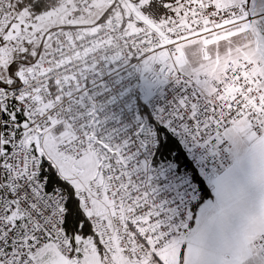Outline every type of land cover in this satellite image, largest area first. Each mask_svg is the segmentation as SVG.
Returning a JSON list of instances; mask_svg holds the SVG:
<instances>
[{"label": "built area", "instance_id": "2783aa9c", "mask_svg": "<svg viewBox=\"0 0 264 264\" xmlns=\"http://www.w3.org/2000/svg\"><path fill=\"white\" fill-rule=\"evenodd\" d=\"M132 2L71 0L70 11L89 16L100 6L108 8L117 3L133 12L136 9ZM141 16L144 25L138 30L115 16L95 26L57 27L52 32L53 48L40 49L34 61L20 65L16 74L20 83L15 87L19 93L8 94L15 96V100H9L7 107L28 117V124L34 125L27 128L31 133L29 139L38 142L41 155L51 163L56 158L61 165H69L97 154L101 178L88 182L76 195L86 217L100 233L101 242L111 240L117 249L112 257L115 264H129L126 250L133 233L126 222L139 219L138 213L145 204L159 201L162 195L156 193L150 180L154 173L147 171L144 163L146 157L151 160L145 143H156L154 117L161 122L179 113L189 124L195 116L203 119L214 107L228 110L243 103L237 126L246 123L248 132L253 125L248 119L252 112L264 117L261 60L230 62L219 77L191 76L173 63L183 46L222 32L226 24L216 25L212 32L197 33L186 16L176 29L183 35L173 39L163 24ZM150 58L153 62L148 78L152 84L161 81L163 85L153 90L145 104L150 118L147 120L141 112L138 74L141 64ZM4 110L0 103V152L8 137ZM7 123L11 125L12 121ZM263 134L261 129L252 135ZM50 142H54L52 156ZM30 148L27 141H18L13 149L15 154L0 167V231L10 222L3 219L7 209L15 204L13 218L27 220L13 225L12 234L18 239L35 228L55 231L66 217L69 199L65 189L52 197L34 195L29 180L20 179L32 171L33 164L40 163L30 158ZM39 170L37 167L36 172ZM149 196L151 199H146Z\"/></svg>", "mask_w": 264, "mask_h": 264}, {"label": "snow or ice", "instance_id": "6c2138e0", "mask_svg": "<svg viewBox=\"0 0 264 264\" xmlns=\"http://www.w3.org/2000/svg\"><path fill=\"white\" fill-rule=\"evenodd\" d=\"M135 3L139 5L140 0ZM115 8L117 3H112L108 12ZM148 11L154 12L157 22L163 14L164 30H170L173 39L183 35L176 29L189 16L188 23L197 33L212 32L216 25L226 24L231 29L247 30L253 39L258 34L264 40V0H164L159 6L153 3L150 9L140 7V12ZM42 15L35 0H0V90L4 93L0 103L4 105V127L8 130L7 143L0 152V167L15 154L18 141L30 143V158L40 163L33 164L32 171L20 179L29 180L34 195L52 197L67 189V214L55 231L35 228L18 239L12 234L13 225L27 220L13 218V204L3 217L10 222L0 231V264H93L96 257L99 264H115L112 257L117 249L111 240L101 242L100 233L80 206L76 189L60 178L59 170L41 155L38 142L29 139L27 128L34 125L28 124L26 115L7 107L9 100H15L8 94H18L19 89L5 76V67L7 72L17 73L15 57L26 55L34 42L42 46L38 39L41 33L52 31ZM138 23L143 27L144 20L140 18ZM11 79L19 83L18 76ZM242 108L243 103L228 110L217 106L203 119L193 117L189 124L179 113L161 122L154 117L156 143H145L151 160L146 157L144 163L146 170L154 173L150 180L156 193L162 195L159 201L145 204L139 219L126 222L133 233L126 250L129 264H264V229H240L234 215L244 179L237 166L240 154L236 149ZM248 119L253 121L249 137L264 129V117L252 112Z\"/></svg>", "mask_w": 264, "mask_h": 264}, {"label": "rangeland", "instance_id": "374dc122", "mask_svg": "<svg viewBox=\"0 0 264 264\" xmlns=\"http://www.w3.org/2000/svg\"><path fill=\"white\" fill-rule=\"evenodd\" d=\"M134 1L135 0H133L132 3L136 11L132 10L134 13H131L137 19H140L142 18L141 15H143L142 12H140V7L143 5L144 0H140L139 5H135ZM70 3L71 0H57L45 11H42L43 15L41 19L46 23L47 28L52 29V31L41 33L38 39L41 41L42 46H38L34 42L31 50L27 51V54L37 55L42 48H53L52 32L57 27L75 23L78 24L80 22H83L81 25L86 27L98 22L99 18L94 14L89 16L84 13L72 14L70 11ZM49 9H51V11H48ZM115 9L118 10V14H120V12L126 14L125 16L121 14V16L117 15L118 19L124 21L127 17L129 19L127 24L138 30L139 26H137V21L124 5H119ZM130 17L132 18L130 19ZM263 42L264 40H261L258 34L256 38L253 39L251 33L247 30L240 31L231 29L186 44L176 56L175 62L176 65L188 75L195 77H219L224 73L228 63L233 61L261 60L264 63V55L256 51L257 49L260 50ZM21 57H23V55ZM163 57L164 55H160V58ZM152 62V58L147 59L139 68V97L143 104L149 102L154 89L163 85L161 81L152 84L148 78ZM6 68L7 67H5V70ZM53 147L54 142H50L49 155L51 156ZM52 160L55 168L59 170L60 178L67 181L76 191L84 187L91 180L101 178L102 170L97 154L87 156L79 161H73L69 165H61L56 158H52ZM97 259L99 261V258L96 257L94 262L96 261L97 263Z\"/></svg>", "mask_w": 264, "mask_h": 264}, {"label": "crops", "instance_id": "0c3cea01", "mask_svg": "<svg viewBox=\"0 0 264 264\" xmlns=\"http://www.w3.org/2000/svg\"><path fill=\"white\" fill-rule=\"evenodd\" d=\"M148 1L149 0H144L143 5ZM217 3H222V0H217ZM104 10L105 8L100 6L94 15H97L100 19ZM130 14L133 15L131 12ZM133 18L137 21V26H139L138 19L134 15ZM126 20L129 21L127 17ZM127 21L126 25H128ZM81 24H83V22L78 23V25ZM128 27L134 29V27L129 25ZM140 28L139 26L138 29ZM230 29L231 25H227L224 27L223 31H228ZM256 51L264 55V42L260 50L257 49ZM238 128L241 131L236 139V149L240 154L237 166L244 179L242 186L238 189L234 215L237 218L240 229L249 228L252 230H260L264 229V134L261 136L252 135V137H255V139H253L249 137L246 123L240 124ZM93 264H99L98 259L97 263L95 261Z\"/></svg>", "mask_w": 264, "mask_h": 264}, {"label": "trees", "instance_id": "16d2710c", "mask_svg": "<svg viewBox=\"0 0 264 264\" xmlns=\"http://www.w3.org/2000/svg\"><path fill=\"white\" fill-rule=\"evenodd\" d=\"M57 0H35V3H37V4H39L40 5V8H41V11H45L49 6H51L52 4H54V2H56ZM169 2H171V0H169ZM153 3H155L157 6H159V5H162L163 3H164V0H149L146 4H144L143 5V7H145V8H148V9H150L151 8V5L153 4ZM110 7H108V8H105V10H104V12H103V14H102V16L100 17V19L98 20V22H96L95 24H93V25H91V26H95V25H98V24H100V23H102L103 21H105L107 18H109V17H112V16H115V17H117V15H126L125 13L123 14V13H121L120 12V14H118V10H116V9H113L111 12H108V9H109ZM123 12H124V10H123ZM105 14H107V18H105ZM145 17H147L148 19H150L151 21H153V22H155V23H158V24H163V14L161 15V17H160V22H157V20H156V17H155V14H154V12H152V11H148L147 12V14H145V13H142ZM120 15V16H121ZM123 18V17H122ZM121 20V19H120ZM126 18L124 19V21H122V23L124 24V25H126ZM39 54V53H38ZM37 54V55H38ZM37 55H32V54H26V55H23V57H15V60H16V62H17V64H18V67L20 68V65L23 63V62H29V61H34L35 60V57L37 56ZM26 56H29V57H26ZM11 62V61H10ZM16 74L17 73H10V72H7V68H6V70H5V76L7 77V78H9V82L10 83H13V85H14V87H16V86H18L19 85V83H20V81H19V83L18 84H16L15 83V81L13 80V79H11L12 77H14V76H16ZM141 112H142V114H143V116H144V118L145 119H147V120H149L150 118H149V114H148V110H147V107H146V105L145 104H143V103H141ZM69 186H71V185H69ZM72 187V186H71ZM74 188V187H73ZM66 191H67V189H65ZM68 193V192H67ZM81 206V205H80ZM19 219H21V218H19ZM22 220V219H21Z\"/></svg>", "mask_w": 264, "mask_h": 264}]
</instances>
